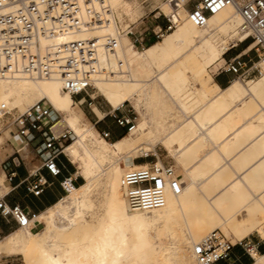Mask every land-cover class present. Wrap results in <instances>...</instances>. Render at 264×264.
I'll return each mask as SVG.
<instances>
[{"label": "bare ground", "instance_id": "obj_1", "mask_svg": "<svg viewBox=\"0 0 264 264\" xmlns=\"http://www.w3.org/2000/svg\"><path fill=\"white\" fill-rule=\"evenodd\" d=\"M189 1L166 0L162 5L176 28L163 42L145 49L124 35L118 53L125 72L95 81L111 113L130 103L143 117L115 142L98 136L60 77L0 78V120H9L3 106L17 111L12 108L47 101L62 118L53 129L65 128L75 136L64 152L78 162L86 181L37 215L44 224L39 232L19 228L3 238L0 256L21 255L26 264H199L193 248L214 231L226 228L237 242L254 230L264 237V74L255 80L236 79L226 91L214 86L218 93L207 98L205 87L195 83L208 63L224 58L218 74L225 55L234 47L229 50L225 45V33L238 36L236 45L250 34L241 32L243 20L235 6L224 8L206 26L197 27L189 18ZM108 2L120 21L138 19L144 12L138 0ZM174 12L184 14L185 25L178 24ZM103 33H77L56 41ZM253 47L251 44L246 51ZM101 62L106 63L104 56ZM141 108L147 112L158 109L162 121L154 124ZM99 117L103 120L107 114ZM8 128L10 132L3 136L18 145L13 124ZM157 145L183 168L190 182L183 184L174 169L166 167L180 184L179 194L167 188L163 208L132 211L122 178L131 170L149 167V163L132 164L133 155L138 149L144 155ZM251 163L255 164L251 173L238 178L234 171L243 175ZM154 164L162 166L160 161ZM100 186L104 211L98 217L93 195ZM252 256V264H264V254L253 252Z\"/></svg>", "mask_w": 264, "mask_h": 264}, {"label": "built area", "instance_id": "obj_2", "mask_svg": "<svg viewBox=\"0 0 264 264\" xmlns=\"http://www.w3.org/2000/svg\"><path fill=\"white\" fill-rule=\"evenodd\" d=\"M186 6L191 22L197 27L206 26L209 19L224 8L235 6L243 20L241 32L249 33L250 37L231 50L250 41L254 46L250 51L254 50L255 56L248 57L250 51L231 57H227V53L218 74H230L241 81L263 76L264 0H190ZM164 17L165 25L155 26L150 31L157 40L175 28V23L166 15ZM111 27L113 32L109 31ZM100 30L105 33L76 41H56L77 33ZM146 33H138L134 24L124 26L108 0H0V78L18 75L31 78L60 77L64 89L74 99L86 96L78 101L82 106L86 103L85 99L94 100L90 91L96 90L94 84L98 78L113 79L125 72V63L118 53L122 37L129 36L134 45L143 47ZM101 56L106 58L105 64L101 62ZM123 107L115 112L122 113ZM2 109L12 119L18 139H25L27 145L33 144L42 160L41 166L33 169L21 182L29 195L39 198L54 185L43 171L58 179L66 170L60 157L67 156L64 145L70 141L73 133L68 129H53L61 115L45 100L36 102L21 113L9 111L5 106ZM113 116L128 131L134 128L135 124L126 115L120 118L116 114ZM100 134L105 139L111 138V132L103 131ZM23 165L24 159L19 152L3 163L2 170L7 183L17 178L18 169ZM76 173L60 181L59 185L65 194L78 186L80 177ZM122 186L130 209L139 212L163 208L167 188L175 194L180 192V184L170 170L156 164L125 173ZM5 197L0 195V217L8 224L14 223L17 228L36 232L40 224L37 217L39 213L29 212L18 204L10 205ZM3 238L0 233V242ZM261 242L264 244V238ZM236 248L241 249L243 254L235 255ZM193 252L199 264H218L223 261L227 264H246L244 257L254 262L253 252L259 253L258 246L251 240L232 243L219 231L204 237L194 246Z\"/></svg>", "mask_w": 264, "mask_h": 264}, {"label": "rangeland", "instance_id": "obj_3", "mask_svg": "<svg viewBox=\"0 0 264 264\" xmlns=\"http://www.w3.org/2000/svg\"><path fill=\"white\" fill-rule=\"evenodd\" d=\"M141 3H144L145 6V15L142 16L141 18H136V19H125L122 22V24L124 26H127L128 24H134V27L136 29V31L138 33H142L144 31L150 32L155 26L158 25H163L166 22V19L164 17V15L166 13V10H164V8L162 7L163 12H161L160 10H154L155 12L152 11V6L154 4H158V3H165L166 0H140ZM185 9V7H184ZM186 10V9H185ZM187 12V10H186ZM144 13V12H143ZM158 14H162L161 16H159ZM174 15L176 17V20L178 22V24L180 25H185L186 24V18H184V14L180 13L178 14L177 12H174ZM156 17H159L156 19ZM129 20V21H128ZM189 21V20H188ZM176 30V28H174L169 34L173 33ZM168 34V35H169ZM166 35V37L168 36ZM225 45L229 48L230 50V46L231 45H236V43L238 42L237 38L238 36L235 35H229L228 33H225ZM165 37V38H166ZM165 38H163L162 40H156L155 42L157 43H161L165 40ZM156 44V43H155ZM251 42L248 41L243 45H240L238 48L232 49L228 54L227 57H231V56H235L237 54L242 53L244 50L246 51V48H248L250 46ZM141 51V50H140ZM246 53H248V51H246ZM255 56V51L252 50L248 53V57L250 58H254ZM224 59V58H223ZM223 59L216 62V63H208L206 65V69L203 73L199 74V76H197V82L195 83L196 87L200 88L202 86L205 87L206 91H207V98H211L212 96H215L218 93V89H216L214 87V81H213V73L216 72V70L218 69V67L220 66V64L223 62ZM151 75V73H149V76ZM188 76H191L190 73H188ZM250 85V84H249ZM248 85V86H249ZM90 94L92 95V97L94 98V100H90L88 99V104L86 105V110L88 112V117L87 120L93 124L98 132V136L100 138H103V136L100 134L103 131H108L111 132V138L110 139H105L108 140L109 142H115L118 139H120L121 137L127 136L129 134L127 127H122L120 126V124L118 123V119L114 118V114H116L118 116V118H120L122 115H126L131 121L132 124H135V127L143 121V117L140 114V111H138L133 105H131L130 103H126L124 104V107L122 108V113L120 112H114V114H111V108L108 105V103L105 101V99L100 95V93L95 90V91H90ZM85 95H81L79 97H76L75 99H79L81 97H83ZM86 97V96H85ZM89 103H92V105H90ZM97 105H100L99 109L97 107ZM79 108H81V106L79 105ZM96 108V109H95ZM12 109H17V111L19 110H26L28 109L25 105H20L17 108H12ZM19 109V110H18ZM82 109V108H81ZM83 111V110H82ZM141 111L143 113H146V115L149 116V118H151L152 122L154 124L160 123L163 119V116L161 114V112L156 109V108H151L150 110L145 111V108H141ZM95 113V114H94ZM100 114H107V117L104 118L103 120H100L99 115ZM86 116V115H85ZM62 119L61 117H59V120ZM12 123V119H3L0 120V137H2V140L0 141V191L2 194L6 193L8 190H10V185L9 183H7L6 178L4 176V172L2 170V166L3 163L11 156L15 153L16 150H20V154L21 156L24 158L26 163H29L30 165V169L33 170L35 169V165H34V161H31L32 159V154L30 153L32 151V148H26L24 150H21L23 145H19L20 142H22L23 138L21 139H17V144L15 145L13 143V139L11 137H4L3 134L6 132H10L11 129L8 128V125ZM164 127H167V123L163 122L162 123ZM61 131H64L65 128H61ZM13 134V133H12ZM15 134V133H14ZM74 135V134H73ZM71 137L70 141L68 143H66L64 145L65 149L71 145L73 142H75V136ZM17 136V135H16ZM104 139V138H103ZM160 145H157L154 150L147 152L146 154L143 155V152L140 151L139 149L137 150V152L133 155V160H132V164H144V163H149V164H154L158 161V158L160 157L161 160L163 161V163L168 164L170 163V158L167 156L166 152L161 151L160 150ZM158 157V158H157ZM61 159H63L67 165V168L70 170L71 173H75L77 171L78 176H80L79 180H78V184L79 186L84 184L85 181V177L82 174V168L80 165H78L77 161H74L73 159H71L69 156H65L62 155L60 157ZM69 159V160H68ZM71 167L73 168V170H71ZM83 179V180H82ZM189 183V182H188ZM186 183V184H188ZM79 186L75 187L74 189H72L70 191L69 194H71L73 192V190L77 189ZM8 188V190H7ZM53 190V192L55 194L58 195V200L67 197L69 194H65L60 186H58L57 183L54 184V186H52L51 188ZM104 189L103 186H100L98 188V192H96L93 195V199L94 202L96 204V214L97 216H101L103 214L104 211ZM39 201V200H38ZM45 211V209H43ZM42 210V212H43ZM41 212H39L40 214ZM261 221H264V218L262 219L261 217ZM40 222V224L36 227V231L39 232L43 227L44 224ZM19 228H14L11 232H15L17 231ZM218 231H221L224 235L227 236V239L229 241H231L232 243H236L237 241L232 237L229 236L230 233L226 228H222ZM246 239L251 240L253 238H258V239H263L264 237L262 235L258 234L257 230H254L252 232H249L246 234ZM24 256H6V255H2L0 256V264H26L25 259H23ZM33 257L35 258L36 255H33ZM253 262H251L252 264Z\"/></svg>", "mask_w": 264, "mask_h": 264}, {"label": "crops", "instance_id": "obj_4", "mask_svg": "<svg viewBox=\"0 0 264 264\" xmlns=\"http://www.w3.org/2000/svg\"><path fill=\"white\" fill-rule=\"evenodd\" d=\"M140 1V0H138ZM141 3V1H140ZM162 5L163 3H158V4H154L152 6V11L154 10H160L161 12H163L162 10ZM141 6L143 7L142 10L144 11L143 15H145V6H144V3H141ZM164 13V12H163ZM165 14V13H164ZM166 15V14H165ZM141 16V17H142ZM167 16V15H166ZM140 17V18H141ZM129 21V20H128ZM165 25V23L163 24V26ZM145 32V31H144ZM142 32V33H144ZM131 40V39H130ZM144 43H143V47L146 49L148 47H151V45H154L155 42L157 39L151 34V32H148L144 35ZM133 43V42H132ZM237 46V45H236ZM235 47V45H234ZM141 50V49H140ZM138 50V51H140ZM141 51H144V50H141ZM243 53L245 54L246 51L244 50ZM213 81H214V86L218 87L221 91H226L228 90L229 88H231L234 83L237 81L233 75H230V74H217V70L215 73H213ZM81 98L79 99H75V102L76 101H79ZM86 100V103L84 105L81 106V110H83L84 114L86 115V117L89 119L88 117V112L86 110V105L88 104V99H85ZM77 103V102H76ZM79 105V104H78ZM92 105V104H91ZM97 107L99 109L100 108V105H97ZM95 114V113H94ZM252 143V142H251ZM19 145H23L22 149L21 150H24L26 149L27 147L30 149L32 148V151L30 152L32 154V159L31 161H34V165L36 168L40 167L41 164H42V160L39 156V154L37 153V150L35 148V146L32 144V145H27L25 140H23L22 142H20ZM160 150L161 151H164L166 152L167 156L170 158V163L168 164H165L163 163V161L161 160V158L159 157L158 158V161L161 162L162 166H165V167H172L177 175V177L182 181L183 184L186 185V183L190 182V179L188 178L187 174L185 173V171L183 170V168L174 160L172 159V157H170V154L166 151V149L160 145ZM244 149V148H242ZM241 149V150H242ZM253 150V149H252ZM16 152H19L20 154V150H16ZM238 154V153H237ZM21 155V154H20ZM22 157V156H21ZM234 157V156H233ZM23 158V157H22ZM24 159V158H23ZM232 159V158H231ZM229 161V160H228ZM60 162L62 164H64L66 166V170L63 172V175L58 178V179H54L52 178L49 173L47 171H43V173L47 176L48 180L50 182H54L59 185L60 181L68 176L69 174H73L70 172V170L67 168V165L65 163V161L63 159L60 158ZM231 162V161H229ZM254 163V162H253ZM251 163L252 166L249 165V167H247L246 170H244L243 172V175L242 173H240V175H238V172L235 170H232L234 171V173L236 172L237 173V177L238 178H243L242 176H244L245 174L248 175L249 173H251V169L255 164ZM141 165V164H139ZM232 167V165H231ZM35 168V169H36ZM250 169V170H249ZM71 170H73V168L71 167ZM32 170L30 169V165L29 163H26L25 160H24V165L18 169V175H17V178L12 182L10 183V190H8L7 188V192L2 194L1 191H0V195L1 196H6L5 197V200L8 204L10 205H20L21 207H23L24 209H26L27 211L29 212H36V213H39V212H42L43 209H45V211L49 208H51L52 206H54L55 204H57L59 201H61L62 199L58 200V195L55 194L53 192V190L51 189L52 187H49L45 190V192L43 193V195L39 198H35L31 195H29L27 193V190L25 188V185H22L21 182L28 177L29 173L31 172ZM78 175V173H76V176ZM5 176V174H4ZM54 186V185H53ZM61 188V187H60ZM62 190V188H61ZM63 191V190H62ZM64 192V191H63ZM39 200V201H38ZM44 211V210H43ZM16 227V225L14 223H11V224H8L6 223V221H4L1 217H0V233H2V235L5 237H7L8 235H10L12 232V230ZM17 228V227H16ZM235 239V238H234ZM251 242L258 246V252L259 254H264V244H262L261 240L258 239L257 237L256 238H253L251 239ZM234 253L235 255H242V251L241 249L239 248H236L234 250ZM23 258V257H22ZM24 259V258H23ZM243 261L246 263V264H249L250 263V259L247 258V257H244ZM218 264H227L226 262H219Z\"/></svg>", "mask_w": 264, "mask_h": 264}, {"label": "trees", "instance_id": "obj_5", "mask_svg": "<svg viewBox=\"0 0 264 264\" xmlns=\"http://www.w3.org/2000/svg\"><path fill=\"white\" fill-rule=\"evenodd\" d=\"M78 186H79V184H78ZM251 262H253V261L250 260V263L249 264H251Z\"/></svg>", "mask_w": 264, "mask_h": 264}]
</instances>
